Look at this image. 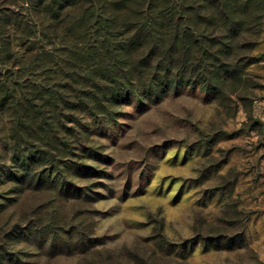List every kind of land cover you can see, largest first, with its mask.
Masks as SVG:
<instances>
[{
	"label": "rangeland",
	"instance_id": "1",
	"mask_svg": "<svg viewBox=\"0 0 264 264\" xmlns=\"http://www.w3.org/2000/svg\"><path fill=\"white\" fill-rule=\"evenodd\" d=\"M179 2L197 71L84 121L60 178L10 184L0 264H264V0Z\"/></svg>",
	"mask_w": 264,
	"mask_h": 264
},
{
	"label": "trees",
	"instance_id": "2",
	"mask_svg": "<svg viewBox=\"0 0 264 264\" xmlns=\"http://www.w3.org/2000/svg\"><path fill=\"white\" fill-rule=\"evenodd\" d=\"M21 3L0 0V214L21 195L10 184L29 188L73 164L84 121L110 123L122 99L180 85L197 45L179 0ZM14 36L27 38L19 56ZM19 236L0 244L13 248Z\"/></svg>",
	"mask_w": 264,
	"mask_h": 264
}]
</instances>
